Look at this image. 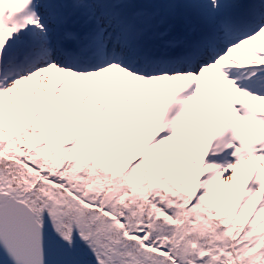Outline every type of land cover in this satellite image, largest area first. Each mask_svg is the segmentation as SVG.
Segmentation results:
<instances>
[{
	"label": "snow or ice",
	"instance_id": "obj_1",
	"mask_svg": "<svg viewBox=\"0 0 264 264\" xmlns=\"http://www.w3.org/2000/svg\"><path fill=\"white\" fill-rule=\"evenodd\" d=\"M0 264H264V0H0Z\"/></svg>",
	"mask_w": 264,
	"mask_h": 264
}]
</instances>
